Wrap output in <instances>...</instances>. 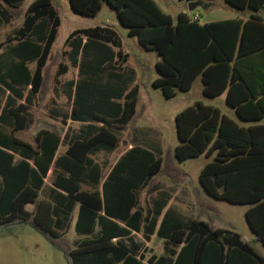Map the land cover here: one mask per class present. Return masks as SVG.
<instances>
[{
	"label": "trees",
	"instance_id": "obj_1",
	"mask_svg": "<svg viewBox=\"0 0 264 264\" xmlns=\"http://www.w3.org/2000/svg\"><path fill=\"white\" fill-rule=\"evenodd\" d=\"M23 1L0 0V26L24 13L21 26L7 39L14 60L0 61V83L15 96H23L30 85L26 97L30 104L41 90L61 19L52 0H34L26 9H22ZM104 1L115 9L129 36H137L144 48L155 50L161 57L156 62L159 77L153 86L167 98L175 96L177 90L190 91L200 77L204 95L215 98L226 92L227 104L241 119L256 121L264 117V74L253 71L258 83L252 87L244 72L250 65L249 57L264 56V18L258 14L264 9V0H225L236 9H249L250 17L205 24L184 13H179L175 22L154 0L69 3L76 13L95 17ZM92 44L120 47L122 43L110 26L76 29L65 41V46L74 48L67 52L71 64L79 66L83 75L76 85L72 114L77 116L78 107L88 105L90 117L83 119L90 122L87 134L75 138L55 159L61 143L57 134L42 131L34 147L0 128V226L33 225L65 251L69 264H264V256L235 230L212 226L200 218L186 220L172 208L163 214L171 194L154 186L163 174L176 182L183 180L176 160L182 162L201 154L212 157L200 172L205 192L218 200L249 205L246 220L264 245V125L244 128L217 107L196 102L176 115L179 143L174 157L168 154L165 160L149 148L134 145L113 166L100 189L102 169L90 155L100 147L117 146L119 130L135 115L138 90L133 88L125 94L124 85L111 87L108 92L106 86V100L104 88L94 83L87 93L88 86L82 84L87 75L93 80L106 77L98 50L92 57L95 68L92 64L86 68L82 61ZM33 60L37 64L31 72L27 63ZM60 67L62 73L67 71L66 65L60 63ZM114 75L110 74L111 79ZM73 84L71 81V87ZM83 95L88 96V103H83ZM13 101L8 99L7 107L0 111L1 124L13 120L17 124L19 109L12 106ZM51 168L55 187L52 207L39 198ZM83 184L91 187L84 189ZM148 186L153 187L150 192H158L145 209L139 204L140 191ZM29 203L35 204L33 211L26 209ZM198 203L210 204L202 200ZM78 204L75 231L82 238L71 246L62 234L70 227ZM134 232L142 233L147 240L156 234L164 242V254L143 249Z\"/></svg>",
	"mask_w": 264,
	"mask_h": 264
},
{
	"label": "rangeland",
	"instance_id": "obj_2",
	"mask_svg": "<svg viewBox=\"0 0 264 264\" xmlns=\"http://www.w3.org/2000/svg\"><path fill=\"white\" fill-rule=\"evenodd\" d=\"M33 1L24 0L22 9H26ZM52 1L62 23L54 45L55 50L47 69L46 83L40 104L34 108L36 123L31 129L19 133V136L25 140L33 143L36 132L41 128L58 130L60 133L64 131L63 125L58 121L52 120L48 114L50 98L53 96L54 73L58 65L66 61V58L62 54V45L74 29L97 26H110L116 32L119 40H121L123 49L129 52L131 62L136 65L135 67L139 73L137 79L139 87L128 84V82L124 84L127 86L126 91H130L133 88L139 89L137 115L130 120L131 123L128 128L122 131L120 149L111 154L101 153L98 156L100 161L106 163V173L110 170L119 155L126 150L127 147L124 145V141L132 138L136 145L149 148L157 156H163L165 160H167L168 154L174 157L175 148L179 143L176 130V115L196 102L217 107L223 114H226L239 124L247 125V123L242 122L236 116L234 110L227 105L224 98L211 99L205 96L200 78L197 79L190 91L177 90L176 95L170 98H167L160 88H155L151 80L158 76L156 62L161 59L160 56L155 50L143 49L136 38L129 36L127 28L118 20L115 9L106 1L103 2L101 11L95 17L76 13L72 10L69 0ZM154 1L165 13L171 15L175 22L180 12L188 14L199 12L198 20L201 24L241 16L240 11L225 4L224 0H217L210 7L199 6L192 11L189 10L186 0ZM23 16L24 13L22 12L18 17L14 18L10 25L0 28V41L4 39L6 33L20 25ZM92 60V57L82 59L86 68L88 64H92V67L95 68ZM141 63L144 66H141ZM75 67L76 70L72 68L66 77L79 76L80 78L83 76L79 73V66ZM117 67L118 64L115 65L113 61L106 63V77H110V74L116 73L119 70H117ZM113 82L112 80L111 83ZM116 85L112 87L115 89ZM210 160H212V157H207L205 154L186 159L182 162L176 160V167L182 172L183 180L176 182L163 174L157 178V183L159 181L162 188L173 190L175 197L172 199L171 205L179 210L180 215L184 219L200 218L209 222L212 226L236 230L264 256V246L257 240L245 217L248 205L218 200L205 192L200 182V172ZM48 192L49 189L46 186L41 193V198L47 197ZM150 195H154V193L150 194L146 191L141 193L140 204L145 208L149 206ZM198 200L207 201L210 204H208L209 206H200ZM27 209L32 210L33 205H28ZM62 235L64 238L69 239L71 246H73L74 241L82 238V235L77 234L75 231L73 224ZM135 239L140 242L144 241L146 249L150 251L154 250L156 253L163 252V241L156 236H153L150 242H146L142 234H136ZM0 264H69V261L65 251L53 244L33 225L29 223H15L9 226H0Z\"/></svg>",
	"mask_w": 264,
	"mask_h": 264
},
{
	"label": "crops",
	"instance_id": "obj_3",
	"mask_svg": "<svg viewBox=\"0 0 264 264\" xmlns=\"http://www.w3.org/2000/svg\"><path fill=\"white\" fill-rule=\"evenodd\" d=\"M216 1L217 0H194V1H190V2L187 1V2H188V6H189V4L191 2H200L199 6H204V7H208L209 6L210 7L211 5L215 4ZM224 2H225V0H224ZM225 4H227V3L225 2ZM227 5H229V4H227ZM199 6H197L195 9H197ZM237 10L241 12V16H239L237 18H241V19H244V20L248 19L250 17V14L252 13L249 9H244V10L237 9ZM190 11H192V10H190ZM180 13H184V14L188 15V17L191 20H193V18L195 16H197V20L199 19V14H198L199 12H193L192 14H188L186 12H180ZM258 14L261 15L264 18V9L258 11ZM23 19H24V16L22 18V21H23ZM229 19H236V18H229ZM13 20L10 23H8V24H4V25L0 26V28H3V27H6V26L10 25L13 22ZM226 20H228V19H226ZM22 21H21L19 26H21ZM61 23H62V20H61ZM61 23H60V26H61ZM19 26L15 27L14 29L18 28ZM60 26L58 27V33H59ZM77 29H80V28H77ZM13 30H11L10 32L6 33L4 39L2 41H0V61L4 60V62H5V61L14 60V57L11 56V54H12L11 53V44L7 41L8 37L13 35ZM74 30H76V29H74ZM58 33H57V37H58ZM57 37H56V39H55V41H54V43H53V45H52V47L50 49V52H49V55H48V58H47V61H46L45 69L43 71L44 81H43V84H41V90L39 91L38 94L35 95L33 101L30 104L27 103V100H26V97L28 96L29 90H30V87H31L30 85H28L27 88L24 90L23 96H15L13 93L10 92L9 88L5 87L3 84L0 83V111L3 109L4 106H6L5 105L6 101L8 99H10V98L14 99V101H13L14 104L12 106L13 107H17V109H19V112H18V114L16 116L17 120H18L17 124H15L14 120H13V123L15 125H17L16 127L12 126V125H14L13 123H7V124H1L0 123V128L4 132L14 136L15 138H17L19 140H22L25 143H28V144H30V145H32L34 147L37 146V136L42 131H48V132L57 134L60 137V139H61V143H60V145H59V147H58V149L56 151L55 159L58 158V156L63 155L66 152L67 148L69 147V145L73 142V140L75 138H79V137L83 136L84 134H87L88 131H89L88 125L90 124L89 121L83 120V119H88V117H90L89 113H91V112H90V110H88V105L87 104H83V106H84L83 109L81 107H78V112L76 113L77 116H73V114H72L73 113V109H74V97H75L76 88H77L76 85H77V82L79 81L80 78H79V76L66 77V75L71 71L72 68L76 70V67L73 66L70 63L69 57L67 55V52H69L70 50H74L73 46H69V45L65 46V41H66L67 38L65 39V41H64V43L62 45L63 46L62 54L66 58V61L61 62V64H64V65L67 66V71L62 73L60 64L58 65V67H57V69H56V71L54 73V78H53V88H52L53 96H51V98H50V105H49V108H48V114H49L50 118L52 120H54V121L60 122L63 125V127H64V131L62 133H60L58 130H54V129H50V128H41V129H39L36 132V135L34 137V142L33 143L29 142V141L25 140L24 138H22L21 136H19V133L31 129L36 123V116H35V113H34V108L37 107L40 104L42 92H43V90L45 88L47 69H48L49 63L51 61L53 52L55 50L54 49L55 48L54 45H55V42L57 40ZM131 37H133V36H131ZM134 38H136L137 41H138V37L137 36H134ZM85 41H86V37H83V42H85ZM138 43H139V41H138ZM139 45L143 49L149 50V49L144 48L140 43H139ZM108 46H101V45H95V44L90 45L89 49H88V57H93V54H95V51L98 50V53L100 54V56L104 60L103 66H106V63H109L110 61H113V63L115 65L118 64L117 70L118 69L119 70L116 73H114L115 74L114 78L111 79L112 77H102L101 76V79L93 80L92 78H90L87 75L86 76V83H82L83 86H85V85L88 86L87 93L90 92L89 85H93L94 83H96L97 85L102 86L104 88L103 91L105 93V95L103 94V96H104V99H106V100H109V99H107V94L108 93L106 91V86H107L108 92L110 91L111 87L115 86L116 84H117L116 87H122V86L124 87V84L126 82H128V84H133V85L138 86V80L137 79H138V74H139L137 68L135 67L136 65L131 62V58H130L129 52H127V51H125L123 49V45L122 44H121L120 47L112 45V44H108ZM81 54H82V52L79 55L80 59H81ZM248 63L250 65L247 66V67H244V72H246V74H247V76L249 78L247 80L248 84H250L253 87V86L257 85V83H258V80L255 78L253 71L255 70V71L259 72V73L264 74V56H261V55L251 56V57L248 58ZM36 64H37L36 60L29 61L27 63V66L29 67L31 72L35 71ZM141 66H144V65L141 63ZM2 68H3L2 71H4L5 70V66L2 67ZM79 73H78V75H79ZM158 77H159V73H158V76L152 78V80H151L152 85H153V81L155 79H157ZM198 78H200V77H198ZM197 79L195 80V82L197 81ZM112 80L114 81L113 83H111ZM71 81H74V84H73L72 87H71ZM195 82H194V84H195ZM194 84H193V86H194ZM202 84H203V82H202ZM203 87H204V85H203ZM103 91L101 90L102 93H103ZM257 91H258V88H257ZM129 92L130 91H126L125 90V94H128ZM139 93L140 92H139V89H138V98H139ZM221 97L226 100V92L221 94L218 97L211 98V99H216V98H221ZM258 97L260 98L261 96H258ZM83 98H84L83 99V103H88L87 102L88 96L87 95H83ZM110 100L113 101V100H116V98H111ZM137 101H138V99H137ZM226 103H227V101H226ZM22 105H24V106H22ZM8 107H10V106H8ZM229 107L232 110H234L236 116L242 122L247 123V125L239 124L238 122H236L233 119L240 126H242L244 128H248V127H252V126H255V125L256 126L264 125V117L259 119V120H256V121L243 120V119H241L238 116L235 108H233L231 106H229ZM136 112H137V105H136ZM136 112H135L134 118L137 115ZM130 123H131V121L123 129L119 130V132H118L119 142H118V144H117V146L115 148L107 149L106 147H100V149L96 153L90 155L95 160V162L100 165V167L102 169L103 177H102V180H101V183H100V189H101L102 183L105 181V179L107 178L108 174L111 172L113 166L117 163V161L120 159V157L126 151H128L130 148H132L136 144L133 141V138L130 139V140H125L124 141V145H126V147H127V148L125 147L126 150L121 155H119V157L117 158V160L115 161V163L112 165V167L110 168V170L107 173L105 172L106 163L100 161L98 156L101 153L111 154V153L116 152L118 149H120V144L122 143L121 133H122V131H124V130H126L128 128ZM94 124L95 125H99V123H97V124L94 123ZM133 127H136V126H133ZM262 130H264V129H261V131ZM16 158H17V160H19L20 156L16 155ZM53 170H54V168H51L48 171L47 177L44 179V181H45L44 185H43V187L41 188V190L39 192L40 193L39 194V198L41 200L45 201V202H48L51 205V207L53 206V202L51 200V194H52V190L55 188L54 185H53V180H54V171ZM169 180H171V179H169ZM46 186H48V189H49L48 196L44 197V198H41V193L44 191ZM154 186H156L158 188V191L159 190L160 191H167V192H169L171 194V199L169 200L167 206L164 208L163 214L169 208L175 209L179 213V210L177 208H174L171 205V201L175 197V195L173 193V190L162 188L160 186V184H159V181ZM90 187L91 186H89L87 184H83V188L84 189H89ZM151 188H153V187L148 186L145 189L141 190L140 191V196H141V193L143 191L149 192L150 194L154 193V195H150L151 197L157 195L158 191H152V192L149 191ZM151 197H150V199H151ZM150 202H151V200H150ZM31 204L33 205V209L29 210V211H33L34 208H35V204H33V203H29V204H27V206L31 205ZM139 204H140V199H139ZM27 206H26V209H27ZM148 207H150V203H149ZM148 207H146L145 209H147ZM249 207L250 206L248 205L247 209ZM78 209H79V204L75 207V209H74V211L72 213V220H71L69 228H71L72 224L75 227V223H76V220H77ZM163 214H162V216H163ZM162 216H161V218H162ZM136 234H142V233H135L134 232L133 233L134 238H135ZM153 236L158 237L156 234H154V235L151 236L150 240H147L145 238V236L143 235V237H144L146 242L152 241ZM159 239H161V238H159ZM140 243H142V248L143 249L147 248L146 245L144 244V241L140 242ZM163 244H164V242H163ZM152 251H154V250H152ZM156 254H158V255L164 254V245H163V252L162 253H156Z\"/></svg>",
	"mask_w": 264,
	"mask_h": 264
},
{
	"label": "water",
	"instance_id": "obj_4",
	"mask_svg": "<svg viewBox=\"0 0 264 264\" xmlns=\"http://www.w3.org/2000/svg\"><path fill=\"white\" fill-rule=\"evenodd\" d=\"M200 5V2H191L190 4H189V9L190 10H194L197 6H199Z\"/></svg>",
	"mask_w": 264,
	"mask_h": 264
},
{
	"label": "built area",
	"instance_id": "obj_5",
	"mask_svg": "<svg viewBox=\"0 0 264 264\" xmlns=\"http://www.w3.org/2000/svg\"><path fill=\"white\" fill-rule=\"evenodd\" d=\"M193 20H197V16H195V17L193 18Z\"/></svg>",
	"mask_w": 264,
	"mask_h": 264
}]
</instances>
